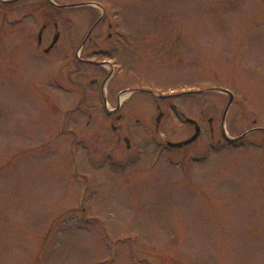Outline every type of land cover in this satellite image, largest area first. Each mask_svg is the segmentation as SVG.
<instances>
[{
  "label": "rangeland",
  "instance_id": "1",
  "mask_svg": "<svg viewBox=\"0 0 264 264\" xmlns=\"http://www.w3.org/2000/svg\"><path fill=\"white\" fill-rule=\"evenodd\" d=\"M27 2L0 18V264H264V131L222 135L264 128V0H64L70 67Z\"/></svg>",
  "mask_w": 264,
  "mask_h": 264
},
{
  "label": "flooded vegetation",
  "instance_id": "2",
  "mask_svg": "<svg viewBox=\"0 0 264 264\" xmlns=\"http://www.w3.org/2000/svg\"><path fill=\"white\" fill-rule=\"evenodd\" d=\"M40 1H43V3L46 4V8H48V9H46V13H49V15L51 14L55 17H51V16H49L51 18L45 17V20L42 21V23H41V27L38 28V33H37L38 50L39 51L42 50L45 56L46 55L48 56L52 53H55V55L58 57V59L63 61L64 65L70 67L71 64H73L75 59L77 58V49H76V46L74 43H71V44L69 43V44H66V45L60 47L59 43L61 41V36L64 33V28L61 27V23L59 20L56 19V17H59V15H61V16H63L62 17V19H63L64 16L66 15V12L69 10V8L74 7L73 6L74 3L64 2V0H40ZM29 9H32V8H28L27 0H0V18L4 20V22H5L4 26H7V27L12 25V24H16V23L18 24V23L22 22L24 19H26V17H28L31 14V11H29ZM17 10H20L21 13L16 17L15 14H16ZM65 18L68 20L67 21L68 26H70V24L72 25L73 22L71 21L72 18H71L69 13L67 14V17H65ZM56 35L59 36V39L55 44H53V39ZM50 37H52L51 41L48 43L47 42L45 43V40H48ZM42 47H43V49H42ZM58 59H57V61H59ZM79 61L81 62V59H79ZM82 61H84V60H82ZM113 71H114L113 65H110L108 75H106V78H104V80H102L100 82V87L102 88L101 94L103 96V99L105 100V110L108 112L109 115H113V113H117V111L120 110L119 104L115 108H112L109 110L106 107V99L109 98V96H112L115 94L109 88L110 82L108 85V88H109L108 91L106 93H104L105 85L108 84V80H109V78H111L110 75H113ZM92 82H93V84H96L98 81H97V79H93ZM121 92H123V91H118V93H120L119 98L121 96ZM159 108H160V105L158 104V109ZM173 112L175 114H178L176 108L173 109ZM181 115H183V114L181 113ZM223 122H224V118L222 120V129H223ZM189 124L193 125L194 128L196 127L195 124H192V123H189ZM113 129L116 130V128H114V127H113ZM257 131H264V128L263 127L252 128L251 130L247 131L248 133L245 136H247L251 133L257 132ZM222 135H223L224 139L228 141V139L224 135L223 130H222ZM125 139L127 141V138H125ZM233 144H235V143H233ZM183 147H185V146H183ZM170 148H174V147H170Z\"/></svg>",
  "mask_w": 264,
  "mask_h": 264
},
{
  "label": "water",
  "instance_id": "3",
  "mask_svg": "<svg viewBox=\"0 0 264 264\" xmlns=\"http://www.w3.org/2000/svg\"><path fill=\"white\" fill-rule=\"evenodd\" d=\"M58 39H59V36L56 35V36L54 37V39H53V44H55V43L58 41ZM211 91H221V92L227 93V94L230 96L229 103H228V106H227L226 111H225V114H224V118H225L226 115H227V113H228V110H229V108H230V106H231V104H232V102H233V100H234V94H233L231 91L226 90V89H211ZM162 97H165V95H163ZM162 116H163V113L161 112V113L158 115V117H157V121H158V123L160 122ZM187 120H188V122H190V123H194V124H196V131H195L194 135H193L191 138H189V139H187V140H185V141H182V142H168V145H169V146H172V147H182V146H184V145L190 144L191 142L195 141V140L199 137V135H200V133H201V127H200V125H199V124L197 123V121H195L194 119H190V118H189V119H187ZM247 133H248V132H247ZM247 133H245L243 136H245ZM224 134H225L226 138H228V139H229L230 141H232V142L238 139V138H231V137H229V136L227 135L226 131H224ZM243 136H242V137H243ZM239 138H241V137H239ZM127 141H128V140H127Z\"/></svg>",
  "mask_w": 264,
  "mask_h": 264
},
{
  "label": "bare ground",
  "instance_id": "4",
  "mask_svg": "<svg viewBox=\"0 0 264 264\" xmlns=\"http://www.w3.org/2000/svg\"><path fill=\"white\" fill-rule=\"evenodd\" d=\"M127 94H122L121 100H123L126 97Z\"/></svg>",
  "mask_w": 264,
  "mask_h": 264
}]
</instances>
